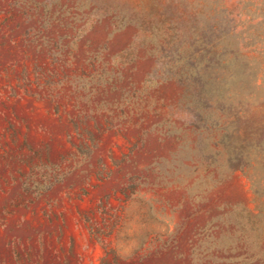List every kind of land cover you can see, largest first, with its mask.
<instances>
[{
  "label": "rangeland",
  "instance_id": "obj_1",
  "mask_svg": "<svg viewBox=\"0 0 264 264\" xmlns=\"http://www.w3.org/2000/svg\"><path fill=\"white\" fill-rule=\"evenodd\" d=\"M172 1L0 0V264H264V0L247 77Z\"/></svg>",
  "mask_w": 264,
  "mask_h": 264
},
{
  "label": "trees",
  "instance_id": "obj_2",
  "mask_svg": "<svg viewBox=\"0 0 264 264\" xmlns=\"http://www.w3.org/2000/svg\"><path fill=\"white\" fill-rule=\"evenodd\" d=\"M160 6L172 4V0H157ZM187 14L191 18L201 19L204 24V34L208 46L215 51L221 65H226L231 58L245 62L244 75L248 76L249 63L252 60L249 47L252 36L247 26L249 22H240L234 14L235 7L226 2L215 0H184ZM231 39L234 51H225V42ZM248 83H241L233 93V116L238 126L235 130V138L239 143V160L243 162L263 161L260 151V142L256 140L250 128V116L252 113L253 95L248 89Z\"/></svg>",
  "mask_w": 264,
  "mask_h": 264
}]
</instances>
